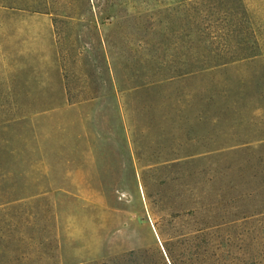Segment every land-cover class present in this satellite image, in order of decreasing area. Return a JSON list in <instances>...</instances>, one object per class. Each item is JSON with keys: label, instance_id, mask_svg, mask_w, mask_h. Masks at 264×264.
<instances>
[{"label": "rangeland", "instance_id": "obj_1", "mask_svg": "<svg viewBox=\"0 0 264 264\" xmlns=\"http://www.w3.org/2000/svg\"><path fill=\"white\" fill-rule=\"evenodd\" d=\"M166 246L264 264V0H0V264Z\"/></svg>", "mask_w": 264, "mask_h": 264}, {"label": "trees", "instance_id": "obj_2", "mask_svg": "<svg viewBox=\"0 0 264 264\" xmlns=\"http://www.w3.org/2000/svg\"><path fill=\"white\" fill-rule=\"evenodd\" d=\"M255 52L254 49H252L251 51H240L239 53L237 54H234L231 56H228V57H224L222 59H213L211 62H208L205 64V67L204 68H218V67H221V66H228V64L232 63V62H235L237 60H241V59H247V58H253V57H256L258 55V53H253ZM204 68H201L202 70ZM201 69H192L190 71H185V72H179L178 74H172V75H169L167 77H165L164 79H172V78H175L178 76H181V75H186V74H190V73H193L194 71H198V70H201ZM163 80V79H161ZM159 81V80H158ZM157 80H152L150 83H154V82H158ZM165 248V251L164 249H158V252L160 253V262L161 264H181V263H187L188 261V257L187 259H178L172 252L171 248L166 246L164 247ZM215 252V251H213ZM217 253L215 252L214 255H216ZM126 255H129L128 259H127V263L128 264H137V262L134 260L135 256H136V252L134 251H131L129 252L128 254ZM134 258V259H133ZM180 260V262H179ZM144 263V262H143ZM145 264V263H144ZM149 264V263H148Z\"/></svg>", "mask_w": 264, "mask_h": 264}]
</instances>
